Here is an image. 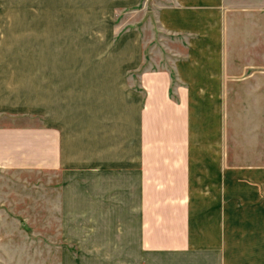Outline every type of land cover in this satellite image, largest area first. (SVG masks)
Segmentation results:
<instances>
[{"label": "crops", "instance_id": "0c3cea01", "mask_svg": "<svg viewBox=\"0 0 264 264\" xmlns=\"http://www.w3.org/2000/svg\"><path fill=\"white\" fill-rule=\"evenodd\" d=\"M144 1L110 0V14ZM151 2L159 31L179 44L155 49L142 28L119 32L110 78L89 93L63 63L43 65L59 70L36 89L34 61L13 58L11 24L16 43L0 49V170L13 180L43 177L44 189L58 174L60 226L93 231L43 236L59 244L61 264H264V164L231 167L226 155L231 0ZM55 30L61 48L64 31ZM99 84L110 90L98 95ZM99 100H110L101 113Z\"/></svg>", "mask_w": 264, "mask_h": 264}, {"label": "rangeland", "instance_id": "374dc122", "mask_svg": "<svg viewBox=\"0 0 264 264\" xmlns=\"http://www.w3.org/2000/svg\"><path fill=\"white\" fill-rule=\"evenodd\" d=\"M50 1L0 0V15L7 13L16 17L12 13H19L17 18H0V24L8 27L0 32V49L16 43L13 38L16 32L11 33L9 29L14 23L18 30V48L12 52L13 58L34 61L35 87L40 91L44 81L59 70L43 67L48 63H63L65 67L61 70L68 75V80H81L82 93H89L96 79L110 78V44L117 43L118 34L123 30L142 28L147 45H156L155 49L179 44L168 32L159 31L160 24L155 18L158 5L153 0L133 6L115 4L113 15L110 0ZM235 3L237 0H231L227 5L224 21L226 155L228 166L245 167L264 164V0ZM55 29L64 31L61 48ZM114 29L115 35L111 37L110 30ZM3 53L0 58H4ZM163 55L156 54L158 59ZM108 88L110 84H99L98 95ZM41 99V94L36 93L35 101ZM106 101L99 100V113L110 102ZM10 173L0 170V264H61L57 253L59 244H45L43 236L48 235L57 242L61 235H92V229L66 227L63 223L60 226V217H63L58 174L53 177L51 187L44 189L43 177L13 180ZM30 179L33 181H26ZM50 190V210L44 211L43 201L48 199ZM49 251L54 252L50 259L46 253Z\"/></svg>", "mask_w": 264, "mask_h": 264}]
</instances>
